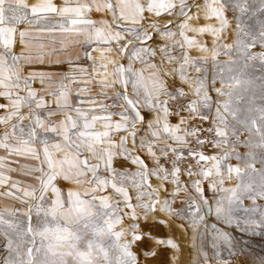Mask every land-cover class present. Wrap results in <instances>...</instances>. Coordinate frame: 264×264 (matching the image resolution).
Wrapping results in <instances>:
<instances>
[{
	"label": "snow or ice",
	"instance_id": "snow-or-ice-1",
	"mask_svg": "<svg viewBox=\"0 0 264 264\" xmlns=\"http://www.w3.org/2000/svg\"><path fill=\"white\" fill-rule=\"evenodd\" d=\"M0 197V264H264V0H0Z\"/></svg>",
	"mask_w": 264,
	"mask_h": 264
},
{
	"label": "crops",
	"instance_id": "crops-1",
	"mask_svg": "<svg viewBox=\"0 0 264 264\" xmlns=\"http://www.w3.org/2000/svg\"><path fill=\"white\" fill-rule=\"evenodd\" d=\"M44 42L45 43L47 42L46 38H45ZM11 175L15 179H26L25 177L21 176L19 173H12ZM9 203H11V201L6 200V199L0 197V207H3L5 204H9Z\"/></svg>",
	"mask_w": 264,
	"mask_h": 264
},
{
	"label": "rangeland",
	"instance_id": "rangeland-1",
	"mask_svg": "<svg viewBox=\"0 0 264 264\" xmlns=\"http://www.w3.org/2000/svg\"><path fill=\"white\" fill-rule=\"evenodd\" d=\"M257 250H259V248H258ZM191 251H192V250H191L190 248L186 249L185 257H184V258H186V257H187V253H188V252H191Z\"/></svg>",
	"mask_w": 264,
	"mask_h": 264
}]
</instances>
